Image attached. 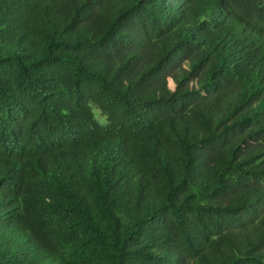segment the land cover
<instances>
[{"label":"trees","instance_id":"16d2710c","mask_svg":"<svg viewBox=\"0 0 264 264\" xmlns=\"http://www.w3.org/2000/svg\"><path fill=\"white\" fill-rule=\"evenodd\" d=\"M0 264H264V0H0Z\"/></svg>","mask_w":264,"mask_h":264},{"label":"rangeland","instance_id":"374dc122","mask_svg":"<svg viewBox=\"0 0 264 264\" xmlns=\"http://www.w3.org/2000/svg\"><path fill=\"white\" fill-rule=\"evenodd\" d=\"M168 81H169V85H170L171 89L174 90L175 85H174L173 81H171V80H168Z\"/></svg>","mask_w":264,"mask_h":264}]
</instances>
